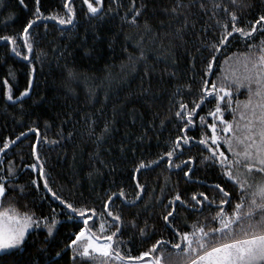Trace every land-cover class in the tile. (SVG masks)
I'll return each instance as SVG.
<instances>
[{
    "label": "trees",
    "instance_id": "16d2710c",
    "mask_svg": "<svg viewBox=\"0 0 264 264\" xmlns=\"http://www.w3.org/2000/svg\"><path fill=\"white\" fill-rule=\"evenodd\" d=\"M89 2L98 7L97 14L89 12L85 0H39L38 5L36 0L23 4L0 0V37L16 41L13 45L0 39V148L4 149L0 177L7 178L1 207L39 222L22 246L0 252V264H84L78 253L73 260L74 252L67 247L83 227V218L68 219L61 200L96 209L89 226L97 237L111 234L117 224L114 217L119 215L121 233L117 235L123 240L119 253L137 256L156 240L177 242L176 231L191 232L193 224L206 230L218 226L212 220L216 205L205 202L193 208V194L202 200L199 194L204 193L217 203L227 198L229 203L223 207L231 212L242 195L245 205L251 206L252 193L264 183V173L247 172L242 164L232 163L233 173L245 182L242 190L220 163L204 159L211 153L199 143L212 135L207 125L215 123L220 150L228 158L225 164L235 160L225 143V137L233 133H223L224 125L209 115L217 105L225 120L232 122L233 113L215 94L209 97L202 92L203 80L209 87L215 83L232 90V108L237 109L239 123V128L234 123V130L243 136L246 121L240 119V112L247 114L243 102L248 94L246 88L237 91L234 81L246 74L248 45L259 46L264 31L256 25L258 31L246 41L234 33L219 51L213 45L226 34L222 25L231 30L233 12L236 26L249 30L264 15V0H215L220 7H214L213 0ZM58 18H71L72 23L60 24ZM30 21L35 23L25 37ZM25 39L32 44L30 53ZM251 53L259 55V48H252ZM181 103L188 110L200 103L192 117L195 123L188 125L186 134V120L175 115ZM177 137L189 142L180 140L181 147L171 157L173 166H169L165 153ZM232 146L237 152L244 150L235 140ZM33 164L35 168L30 167ZM189 167L192 172L185 176ZM45 179L61 200L44 187ZM121 190L124 196L118 195ZM177 194L184 204L174 201ZM255 199L257 204L262 202L258 196ZM253 207L259 218L261 209ZM169 211L173 216L165 222ZM53 215L57 224L49 236L43 218L51 222ZM140 228L145 229L143 236ZM177 251L167 244L153 258L163 252L160 264H178ZM89 259L90 264H127L101 254H91Z\"/></svg>",
    "mask_w": 264,
    "mask_h": 264
},
{
    "label": "snow or ice",
    "instance_id": "6c2138e0",
    "mask_svg": "<svg viewBox=\"0 0 264 264\" xmlns=\"http://www.w3.org/2000/svg\"><path fill=\"white\" fill-rule=\"evenodd\" d=\"M88 3V9L91 14H97L99 9L98 7L93 6L89 0H85ZM20 3L23 4L24 0H20ZM37 5L39 0H36ZM100 3V0H98ZM214 7H220L219 4L215 3L213 0ZM201 7H204L201 4ZM227 10V8H225ZM71 11V9H69ZM36 12L39 13L40 9L37 7ZM140 14L139 9L136 11V14L132 17V22H136V16ZM231 15L232 28L228 31V25H222L225 30L224 35L221 36L219 44L213 45L214 51H219L220 47L228 42V37H232L233 34H238L245 41L252 36L253 33L258 31L256 25H260V31H264V15H261L255 23L250 27L249 30H245L243 27H237L236 21L237 16L233 12ZM36 19H40V15H37ZM57 19V17H53ZM60 24H70L72 23L71 18L64 19L58 18ZM35 21H30L27 27L24 29V36H28V29L33 27ZM0 39L10 40L13 45L16 41L13 37H0ZM24 43L28 48V52L32 51V44L25 39ZM250 49V54H246L245 57V68L246 74L240 78H236L234 83L236 85L237 91L240 88H246L248 99L243 102V107L247 111L240 112V119L245 120L246 123L243 125L244 134L243 136L236 135L234 130V123L236 128H239V123L236 121L235 112L237 109L232 108L231 98L233 92L231 89L224 86L219 88L215 83L208 86V81L203 80L202 92L206 93L207 96L212 97L215 94V97L222 102H225L227 108H229L233 113V120H225L223 116V109L217 105L215 111L210 112L209 115L218 119L224 127L222 128L223 133H233L232 137H225V143L228 145V151L232 152L235 160L225 164V161L228 160L225 153L220 150L219 141L221 136L217 133V124L212 123L208 124L207 127L211 128L212 135L206 139H201L200 144L207 146L211 155L205 157L204 159L214 160L220 163L224 168L227 174V177L233 182L237 183L238 186L243 190L245 187V182L243 181L241 175L234 174L232 171L231 164L238 163L242 164L243 168L247 172H252L253 169H256L260 173H264V40L261 41L260 45H248ZM259 48V55L251 53L252 48ZM13 52H16V47L12 48ZM20 55V53H17ZM28 57L25 56V59ZM212 60H215V56H212ZM212 67L211 62L208 63V69ZM71 75V73H70ZM24 95V93H22ZM226 97L228 98L226 100ZM8 99L11 100V92L9 90ZM203 96L201 97V102H203ZM200 107V103H196L194 108L188 110L186 104L181 103V111H177L175 115L181 119H185V134L189 124H194L192 117L195 115L196 109ZM182 112L184 113L182 115ZM201 122H204V117H200ZM107 130V129H105ZM23 135V134H22ZM19 139V137H17ZM183 139L184 143L189 142L188 139L184 137H177L171 150L165 153V156L169 158V166H173V161L171 157L174 156L177 149L181 147L180 140ZM211 140V144H209ZM233 140L237 141L239 144L244 146L242 152H237L233 149ZM14 143V142H13ZM8 144L4 145V148H7ZM4 149L0 148V152H3ZM243 158L242 162L239 161V158ZM163 158V157H161ZM39 159V157H37ZM191 159V158H190ZM155 163V162H154ZM182 163L187 164V161H182ZM175 167L179 168L180 165L176 164ZM30 167L35 168L36 165H31ZM141 168L146 167V165L141 164ZM40 172L43 175V165H40ZM192 172L191 167L184 173L185 176H188ZM237 173H239V166L237 167ZM6 177H0V198L4 197L6 189L4 180ZM35 183V181H33ZM138 183V182H137ZM38 186V185H37ZM44 187L48 188V191L52 193V196L57 200H61V197L58 196L51 188L48 187L47 179L44 180ZM224 197H228V193L220 185L215 186ZM23 189L21 188V191ZM117 193H112V196H116ZM119 196H124V192L121 190L118 194ZM203 197L202 200L197 199V195H192V200L195 201V204L192 205L193 208H196L198 205H202L205 202L209 204H215L218 208L216 214L212 217V220L216 221L218 226L212 227L209 226L207 230L203 225L193 224L192 231L179 232L176 231L175 235L177 237V242L173 243L171 241H166L164 239L156 240L153 243L149 250L142 252L140 255H121L119 253V246L123 243L122 236L118 237V233H121L120 227V216L116 215L114 220L117 222L115 230L111 234L103 237L104 243H98L97 241L101 237H97L93 228L89 226V221L93 219V216L96 214L95 208H78L72 203L62 201L61 203L66 205L67 209V218L73 219L74 216L78 215L82 219L83 227H80L79 231L75 233V238L70 241L69 247L73 252V260L77 259V253L80 258L84 261V264H90L91 253L95 252L101 254L104 257L111 259L113 256L116 260L127 262V264H160V257L163 255V252L153 258V253L157 252L158 248H162L164 245L170 244L173 249L178 250L177 255L180 257L178 264H264V183H261L256 186V191L252 193L251 206L245 205V199L242 195L240 201L235 203L232 207L231 212H228L223 207L229 203L227 198H222L217 203L215 200L209 201L208 197L204 193L199 194ZM112 196L109 197L111 201ZM259 197L262 201L261 203H256V197ZM174 201H179L181 204L185 202L181 200L179 194L174 197ZM174 201H170V204H173V211H175ZM255 208L261 209L259 218H256ZM107 208V204H105ZM173 211H169L167 215L163 217L165 222L169 221V217L173 216ZM91 213V215H89ZM109 216L113 214L108 212ZM0 220H5L7 222V227H0V250H9L16 249L23 245L26 239V232L29 227L33 224L39 226L38 220H33L32 216L26 215L21 219L18 215L15 214L13 210V215H8L7 212L0 213ZM45 226L47 227L48 235L53 234L54 228L56 227L57 221L55 220V215H53L52 221L48 222V218H43ZM100 230L104 231V225L101 224ZM145 233L144 228L139 229V234L143 236ZM114 237L117 239L114 241ZM114 243L117 247H113ZM60 255V253H57ZM149 258V259H145ZM34 264H39L38 261Z\"/></svg>",
    "mask_w": 264,
    "mask_h": 264
},
{
    "label": "rangeland",
    "instance_id": "374dc122",
    "mask_svg": "<svg viewBox=\"0 0 264 264\" xmlns=\"http://www.w3.org/2000/svg\"><path fill=\"white\" fill-rule=\"evenodd\" d=\"M1 206H2V204H1V198H0V213L7 212L8 215H13V210L8 209V208H2ZM15 214L18 215L21 219H23V217L26 216V215L19 214V213H17V212H15ZM29 216H30V215H29ZM0 227H7V222H6L5 220H0ZM34 227H35V224H33V225H31V226L29 227V229H28L27 232H26V236H27V234H28V233H29ZM97 242H98V243H104L105 241H104L103 238H101V239H99ZM11 250H13V249H9V250H0V252H8V251H11ZM91 254H98V253L92 252ZM146 260H147V259H146ZM137 264H139V262H137Z\"/></svg>",
    "mask_w": 264,
    "mask_h": 264
},
{
    "label": "water",
    "instance_id": "95a60500",
    "mask_svg": "<svg viewBox=\"0 0 264 264\" xmlns=\"http://www.w3.org/2000/svg\"><path fill=\"white\" fill-rule=\"evenodd\" d=\"M1 155H2V154L0 153V158H1Z\"/></svg>",
    "mask_w": 264,
    "mask_h": 264
}]
</instances>
